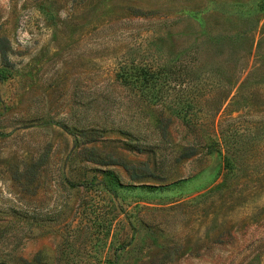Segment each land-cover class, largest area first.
Instances as JSON below:
<instances>
[{"label": "rangeland", "instance_id": "rangeland-1", "mask_svg": "<svg viewBox=\"0 0 264 264\" xmlns=\"http://www.w3.org/2000/svg\"><path fill=\"white\" fill-rule=\"evenodd\" d=\"M0 264H264V0H0Z\"/></svg>", "mask_w": 264, "mask_h": 264}, {"label": "trees", "instance_id": "trees-1", "mask_svg": "<svg viewBox=\"0 0 264 264\" xmlns=\"http://www.w3.org/2000/svg\"><path fill=\"white\" fill-rule=\"evenodd\" d=\"M150 76V70H145V73L141 77L144 79L145 82H150Z\"/></svg>", "mask_w": 264, "mask_h": 264}]
</instances>
